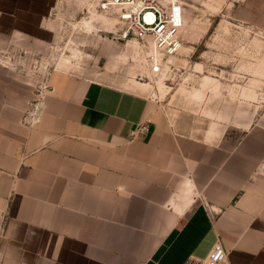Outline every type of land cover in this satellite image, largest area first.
Segmentation results:
<instances>
[{
  "label": "crops",
  "instance_id": "obj_1",
  "mask_svg": "<svg viewBox=\"0 0 264 264\" xmlns=\"http://www.w3.org/2000/svg\"><path fill=\"white\" fill-rule=\"evenodd\" d=\"M56 3L0 0L2 60L12 39L48 41ZM31 82L0 61V264H264V125L195 136L154 90L64 70L30 121Z\"/></svg>",
  "mask_w": 264,
  "mask_h": 264
},
{
  "label": "rangeland",
  "instance_id": "obj_2",
  "mask_svg": "<svg viewBox=\"0 0 264 264\" xmlns=\"http://www.w3.org/2000/svg\"><path fill=\"white\" fill-rule=\"evenodd\" d=\"M179 1L185 9L181 48L164 59L158 79L139 80L146 68L136 45L116 40L117 13L100 12L97 0H57L47 18L48 41L12 39L0 61L11 76L35 81L34 94L55 70L154 90L164 122L195 136L264 125V0Z\"/></svg>",
  "mask_w": 264,
  "mask_h": 264
},
{
  "label": "built area",
  "instance_id": "obj_3",
  "mask_svg": "<svg viewBox=\"0 0 264 264\" xmlns=\"http://www.w3.org/2000/svg\"><path fill=\"white\" fill-rule=\"evenodd\" d=\"M100 12L117 13L116 40L133 43L137 47V57L144 61L146 71L139 80L153 79L164 72V59L178 54L181 48L179 34L184 26L185 9L179 0H97ZM45 86L36 91L37 100L29 106L27 116L32 121L36 117L38 100L42 99ZM148 132V122L139 123L130 132V139H137ZM2 229L0 228V237ZM225 254L213 250L206 264L224 262Z\"/></svg>",
  "mask_w": 264,
  "mask_h": 264
},
{
  "label": "bare ground",
  "instance_id": "obj_4",
  "mask_svg": "<svg viewBox=\"0 0 264 264\" xmlns=\"http://www.w3.org/2000/svg\"><path fill=\"white\" fill-rule=\"evenodd\" d=\"M102 13H103V12H102ZM65 62H67V60H66ZM166 65H168V64H166ZM166 68H167V67H166ZM166 68H165V69H166ZM163 73H164V72H163ZM162 75H163V74H162ZM162 75H161V76H162ZM161 76H158L156 79H158V78L161 77Z\"/></svg>",
  "mask_w": 264,
  "mask_h": 264
}]
</instances>
